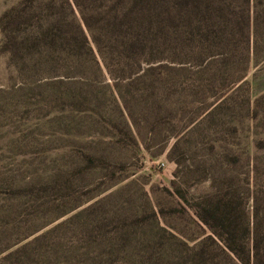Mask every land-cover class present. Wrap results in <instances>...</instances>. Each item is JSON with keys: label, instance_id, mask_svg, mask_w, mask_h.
Listing matches in <instances>:
<instances>
[{"label": "rangeland", "instance_id": "1", "mask_svg": "<svg viewBox=\"0 0 264 264\" xmlns=\"http://www.w3.org/2000/svg\"><path fill=\"white\" fill-rule=\"evenodd\" d=\"M178 16L171 0H0V264H241L192 210L211 165L264 178V44L245 71L235 48L201 64V25Z\"/></svg>", "mask_w": 264, "mask_h": 264}, {"label": "trees", "instance_id": "2", "mask_svg": "<svg viewBox=\"0 0 264 264\" xmlns=\"http://www.w3.org/2000/svg\"><path fill=\"white\" fill-rule=\"evenodd\" d=\"M35 1V0H33ZM174 12L178 17L183 18L184 14L190 18L194 15L196 21L200 23L198 34H188V40L192 41L197 37L196 46L201 64L209 63L213 51L219 56H226L235 48L242 52L246 62L244 71L248 65H257L259 45L264 44V37L256 34L258 24L262 14H256L252 32H250L247 11L252 5L257 8L262 7L264 0H171ZM237 2L239 11L232 12L231 5ZM50 6L47 5L46 9ZM238 15V34H235L231 24V18ZM264 22V19L261 21ZM260 22V23H261ZM254 29V30H253ZM251 34V35H250ZM185 34H175V42L179 45L186 44L183 37ZM236 35V37H235ZM214 56V55H213ZM225 62L227 60L225 59ZM228 63V62H227ZM245 73L233 78L228 85L240 82ZM186 133L177 142L181 141ZM216 155L215 148L212 149ZM238 161L241 155L234 156ZM208 173L219 179V183L213 181L215 194L207 195L203 202L193 208L196 218L210 232L207 238L217 242L227 253L241 264H264V178L258 166L253 165L248 171L243 173L244 178L239 174H232L228 177V172L222 168L217 169L211 165ZM207 173L204 169V173ZM212 186V177L206 175ZM251 181V182H249ZM179 178L175 174V181L172 182L173 197L176 200L184 199L182 190L178 186ZM212 186V187H213ZM252 202L251 223H249V213L247 205ZM251 225V227L249 226ZM250 238V246L247 240Z\"/></svg>", "mask_w": 264, "mask_h": 264}]
</instances>
